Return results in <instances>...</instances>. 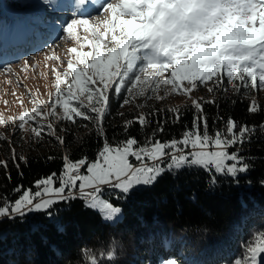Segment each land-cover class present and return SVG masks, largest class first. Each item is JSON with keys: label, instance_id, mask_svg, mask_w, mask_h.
<instances>
[{"label": "snow or ice", "instance_id": "snow-or-ice-1", "mask_svg": "<svg viewBox=\"0 0 264 264\" xmlns=\"http://www.w3.org/2000/svg\"><path fill=\"white\" fill-rule=\"evenodd\" d=\"M87 2L75 0L78 9ZM92 3L95 15L73 13L62 26L61 40L72 44L64 56L57 55L53 48L45 54L53 62L50 73L54 77V93L40 99L28 90L32 107H24V100L17 97L23 110L18 115L0 113V126L10 128L13 135L20 133L21 140L27 136L39 144L44 136H49L65 146V136L58 133H68L69 128L62 127L61 122L77 125L78 120L87 121L103 138V145L94 160L87 156L73 160L65 152L59 175L52 172L41 177L32 188L16 185L12 191L19 195L14 201L0 197V219L25 222L31 213H42L51 219L54 206L63 202L70 211L72 203L79 200L86 209L97 211L104 221L116 223L123 209L111 202L112 195L129 200L137 191L154 186L165 174L176 176L181 170L192 168L212 174V184L217 183V175L230 177L238 184L240 174L253 167L241 152L253 139L256 127L229 116L223 130L217 128L210 134L205 105L218 107L216 93L226 94L227 84L236 94L243 90L249 113L264 112V105L249 95L264 92V0ZM28 67L25 60L22 70L27 71ZM0 71L13 74L10 65ZM15 80L23 86L19 76ZM5 83L12 84L13 80ZM198 90H206L213 98L194 96ZM12 95L16 96L15 91ZM169 95L183 97L191 104L152 108L124 120L122 127L127 134L134 124L147 129L153 124L152 117L169 114L155 121L156 126L143 142L135 136L109 141L104 121L110 114L112 96L121 97L119 107L123 108L136 98L162 102ZM146 106L136 105L141 109ZM188 110L192 111L191 126L185 127L179 139L157 138L158 133L165 131V123H181ZM117 115L123 117L124 113ZM78 126L87 128L88 124ZM259 128L264 131V123ZM0 140L12 143L4 133H0ZM11 153L12 165L23 175L19 162L27 164L28 158L18 155L15 147ZM0 168L11 180L9 161H0ZM260 183L264 184V180ZM109 190L110 195L105 198ZM107 257L112 261L115 253L109 252ZM90 264H98L95 257ZM232 264H264V231L244 242L241 255Z\"/></svg>", "mask_w": 264, "mask_h": 264}, {"label": "trees", "instance_id": "trees-1", "mask_svg": "<svg viewBox=\"0 0 264 264\" xmlns=\"http://www.w3.org/2000/svg\"><path fill=\"white\" fill-rule=\"evenodd\" d=\"M4 1L10 4L14 0ZM5 17L9 16L0 12V20ZM226 86V94L216 93L218 107L205 105L210 134L217 128L223 130L229 116L256 127L253 139L241 152L253 167L240 174L238 184L230 177L219 175L217 183L212 184V174L208 171L184 169L176 176L165 174L154 186L137 191L129 200L112 195L111 202L123 209L121 219L114 224L104 221L97 211L86 209L79 200L72 203L70 211L63 202L54 206L51 219L42 213L29 214L25 222L2 218L0 264H90L93 257L98 264H164L168 260L176 264H232L241 255L244 242L254 233L264 231V184L260 183L264 180V131L259 128L264 123V112L249 113L248 97L243 90L236 94ZM254 93L249 95L255 96ZM212 98L209 94L206 99ZM233 100L236 102L232 103ZM120 101V96L111 97L110 114L104 121L110 142L126 136H135L143 142L156 126L155 121L169 114L152 117L153 124L147 129L134 124L127 134L122 127L124 120L152 108L174 107L140 97L120 108ZM257 103L264 105L263 101ZM137 104L147 106L141 109ZM118 112L124 116L117 115ZM191 121L192 111L188 110L181 123H165V131L158 133L157 138L179 139ZM81 124L88 127L78 126ZM61 126L69 128L68 133H58L65 136V146L49 136H44L39 144L27 136L21 140L18 132L9 136L11 144L0 140V161H9L12 177L9 180L0 168V197L7 196L14 201L19 195L12 191L16 185L32 188L41 177L52 172L59 175L65 152L73 160L83 156L95 159L103 138L90 123L78 120L77 125L61 122ZM13 147L18 155L28 158L27 164L19 162L23 175L12 165ZM49 156L54 159L49 160ZM109 195L110 191L105 198ZM109 252L115 253L112 261L108 260Z\"/></svg>", "mask_w": 264, "mask_h": 264}, {"label": "rangeland", "instance_id": "rangeland-1", "mask_svg": "<svg viewBox=\"0 0 264 264\" xmlns=\"http://www.w3.org/2000/svg\"><path fill=\"white\" fill-rule=\"evenodd\" d=\"M1 8V13L9 12L11 17L9 22L2 23L4 27L0 23V68L10 65L13 74L6 75L0 71V113L6 116L18 115L23 108L17 97L24 100V107L29 109L32 107L28 90L40 99H47L49 92L54 93L55 89L52 86L54 77L50 73L53 62L47 60L45 54H50L49 49L53 48L56 49L57 55L63 57L67 47L72 44L61 40L62 26L70 21L73 13L88 14V11H94V7L92 0H88L79 9L76 7L75 0H48V3H45V0H14L8 5L1 3ZM94 13L92 15H95ZM25 60L29 62L27 71L22 70ZM15 76H19V84L23 86H18ZM6 80H13V83H5ZM228 87L231 88L230 85ZM13 91L16 96L12 95ZM254 94L257 102H264V92ZM193 95L209 98L206 90L195 91ZM5 101H8L7 105ZM151 102L168 106L191 103L190 100L186 101L185 98L177 95H169L162 102L155 100ZM4 132L6 136L12 134L10 128L0 126V133ZM121 217L122 214L119 220ZM169 261L164 264H168Z\"/></svg>", "mask_w": 264, "mask_h": 264}, {"label": "bare ground", "instance_id": "bare-ground-1", "mask_svg": "<svg viewBox=\"0 0 264 264\" xmlns=\"http://www.w3.org/2000/svg\"><path fill=\"white\" fill-rule=\"evenodd\" d=\"M93 7H94V5H93ZM95 11H93L92 13H94ZM95 14V13H94Z\"/></svg>", "mask_w": 264, "mask_h": 264}]
</instances>
